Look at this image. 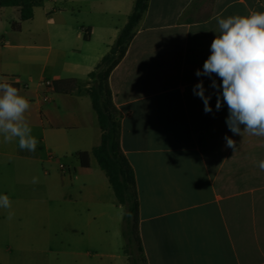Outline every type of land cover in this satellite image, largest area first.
Segmentation results:
<instances>
[{"label": "crops", "instance_id": "crops-1", "mask_svg": "<svg viewBox=\"0 0 264 264\" xmlns=\"http://www.w3.org/2000/svg\"><path fill=\"white\" fill-rule=\"evenodd\" d=\"M134 2L42 0L24 21L19 7H0V82L30 101L25 118L39 141L28 152L0 136V194L12 201L0 208V264H128L123 209L91 153L101 130L87 90ZM253 11L264 12V0H148L108 77L146 264H264V137L234 135L227 105L215 108L210 84L220 79L195 75L219 34L215 17ZM68 78L78 90L50 87ZM201 80L210 113L193 94Z\"/></svg>", "mask_w": 264, "mask_h": 264}, {"label": "clouds", "instance_id": "clouds-1", "mask_svg": "<svg viewBox=\"0 0 264 264\" xmlns=\"http://www.w3.org/2000/svg\"><path fill=\"white\" fill-rule=\"evenodd\" d=\"M219 34L210 45V55L204 61L203 69H197V77L215 75L221 81L212 79L210 87L217 90L215 108L219 111L227 105L226 124L234 135L245 133L264 137V12L253 11L248 15L215 17ZM201 80L193 87V94L204 104L205 113L213 111L211 95ZM30 101L20 95L11 83L0 82V136L4 143L18 142L22 151L35 152L38 139L25 118ZM243 126V128H241ZM226 147L236 151L237 142L225 135ZM258 167L264 171V160ZM38 179L33 177L32 183ZM8 195L0 194V208L11 209ZM14 213L9 211L7 219Z\"/></svg>", "mask_w": 264, "mask_h": 264}, {"label": "trees", "instance_id": "trees-1", "mask_svg": "<svg viewBox=\"0 0 264 264\" xmlns=\"http://www.w3.org/2000/svg\"><path fill=\"white\" fill-rule=\"evenodd\" d=\"M41 3L42 0H0V7H19L20 20L24 21L32 18L33 7ZM147 3L148 0H135L133 11L110 51L88 74V78L95 83L88 88L87 93L101 130L100 143L92 149L91 153L100 169L104 171L114 196L123 209L121 237L123 253L128 264H146V261L138 229L139 208L135 176L120 147V119L112 101L108 77L124 57L129 43L134 38L136 27L147 8ZM12 29H19V24L13 23ZM84 38L87 40L89 37L85 34ZM50 87L54 92L63 94L79 89L77 80L73 78L53 81ZM77 156L82 167L89 166L87 152H80Z\"/></svg>", "mask_w": 264, "mask_h": 264}, {"label": "rangeland", "instance_id": "rangeland-1", "mask_svg": "<svg viewBox=\"0 0 264 264\" xmlns=\"http://www.w3.org/2000/svg\"><path fill=\"white\" fill-rule=\"evenodd\" d=\"M11 225H13V228L16 229V227L18 226V221H12Z\"/></svg>", "mask_w": 264, "mask_h": 264}, {"label": "built area", "instance_id": "built-area-1", "mask_svg": "<svg viewBox=\"0 0 264 264\" xmlns=\"http://www.w3.org/2000/svg\"><path fill=\"white\" fill-rule=\"evenodd\" d=\"M60 168H61V169H63V168H64V166H63V165H60Z\"/></svg>", "mask_w": 264, "mask_h": 264}]
</instances>
